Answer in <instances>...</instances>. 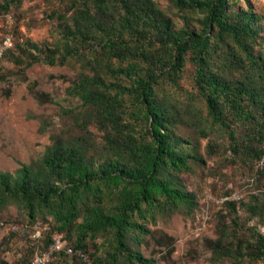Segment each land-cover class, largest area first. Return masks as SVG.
<instances>
[{"label": "trees", "instance_id": "obj_1", "mask_svg": "<svg viewBox=\"0 0 264 264\" xmlns=\"http://www.w3.org/2000/svg\"><path fill=\"white\" fill-rule=\"evenodd\" d=\"M169 1L171 15L156 0H66L64 12L48 16L59 27L53 44H29L28 65L78 64L66 94L81 110L63 112L73 113L82 134L52 135L40 161L21 165L16 178L0 174V204H16L32 221L50 215L74 249H86V239H107L111 250L92 255L91 264H156L129 242L140 243L157 214L186 215L197 207L180 176L204 160L179 125H191L202 139L224 135L230 157L240 162L264 158L260 16L247 0L245 7L241 0ZM20 2L2 0L0 14ZM186 76L192 90L180 86ZM34 87L27 84L38 102L50 101ZM89 125L101 133L99 142ZM208 147L214 151L215 144ZM259 175L264 181V161ZM224 207L227 215L218 217L216 239L209 241L212 260L264 262V233L251 228L243 235L232 217L236 203ZM247 208L264 228V202ZM53 232L49 228L40 252Z\"/></svg>", "mask_w": 264, "mask_h": 264}, {"label": "rangeland", "instance_id": "obj_2", "mask_svg": "<svg viewBox=\"0 0 264 264\" xmlns=\"http://www.w3.org/2000/svg\"><path fill=\"white\" fill-rule=\"evenodd\" d=\"M156 3L171 15L169 0H156ZM247 3L260 16L264 35V0H247ZM239 6L245 7V0H241ZM66 7V0H21L19 5L0 14V38L7 28L13 37L12 48L0 59V174H9L11 178L17 177L21 165L31 166L40 161L51 145L52 135L72 138L82 134L80 124L72 115L81 110L80 102L66 94L77 76L78 64L74 61L64 65L27 64L33 54L30 43L52 45L57 39V21L48 16L53 11L64 12ZM173 20L180 24L178 18L173 17ZM187 70L190 74L189 66ZM28 83H35L34 90L48 95L50 101L38 102L28 92ZM180 86L192 90L190 76H186ZM183 97L179 95L178 99ZM194 106L204 114L201 104L195 102ZM65 110L73 113L66 114ZM178 129L180 134L195 141L198 154L204 160L203 164L191 163V170L180 176L183 187L195 195L197 207L186 215L177 212L171 216L157 214L146 223L150 233L141 236L140 243L131 240L129 245L145 258L154 259L156 264H217L212 260L209 241L216 239L218 217L227 215L225 201L236 203V216L233 214L232 217L237 218L243 235L251 228L264 233L258 218L252 217L247 208L250 204L264 202V181L259 175L262 165L260 161L252 165L230 157L222 134L213 132L209 138L202 139L189 124L179 125ZM87 130L92 133L95 143L100 141L101 133L94 125H89ZM211 143L215 144L214 151L208 147ZM81 221L78 219L77 223ZM54 227L48 214L38 215L32 221L16 204H0V263L28 264L33 254L42 250L49 228L56 232ZM37 231H40V237L34 240L31 236ZM85 242L84 251L90 261L92 255L103 257L108 248L111 250L102 236ZM50 264L81 262L59 256ZM221 264L234 263L226 260ZM242 264L264 262L245 260Z\"/></svg>", "mask_w": 264, "mask_h": 264}, {"label": "built area", "instance_id": "obj_3", "mask_svg": "<svg viewBox=\"0 0 264 264\" xmlns=\"http://www.w3.org/2000/svg\"><path fill=\"white\" fill-rule=\"evenodd\" d=\"M12 46L13 37L7 28L0 38V59ZM260 164H263V160L260 161ZM31 237L36 240L40 237V231H37ZM61 252H64L69 258L76 257L82 264H91L88 254L83 249H74L68 246L64 240V234L61 232H54L46 249L42 252L34 253L28 264H50Z\"/></svg>", "mask_w": 264, "mask_h": 264}]
</instances>
